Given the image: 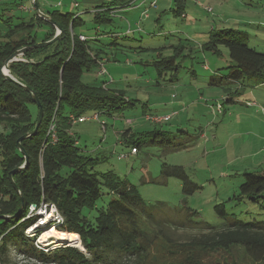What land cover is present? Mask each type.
Wrapping results in <instances>:
<instances>
[{"label":"trees","instance_id":"1","mask_svg":"<svg viewBox=\"0 0 264 264\" xmlns=\"http://www.w3.org/2000/svg\"><path fill=\"white\" fill-rule=\"evenodd\" d=\"M129 1L115 0L97 6L94 22L98 26L112 24L117 8L114 4ZM186 1L174 0L176 14L185 13ZM50 15L63 30L60 38L47 46L26 50L22 57L27 60H14L9 64L11 73L30 86L42 103L44 115L37 129L39 107L23 86L5 77L2 69L18 49L51 39L57 29L36 13L34 17L20 19L9 13L0 22V264H31L27 259L42 264H143L145 257L151 255V246L158 244V234L163 233L162 229L149 230L146 224L183 226L187 223H201L208 230L179 243L186 251L181 259L161 264H204L196 251L234 248H242L249 259L264 264V220L243 221L230 215L226 201L214 206L222 219L218 225L157 217L147 210L137 186L122 181L113 171L96 170L100 160L82 153L72 132L73 117L88 115L91 110L111 115L127 106L130 98L124 90L107 87L106 81H83L86 72L101 67L104 60L114 57L112 50L123 49L124 44L112 32L107 38L92 39L78 32L76 28L85 23L80 14L55 10ZM129 30L132 29L128 28L127 32ZM237 32L240 35L233 29L219 30L202 46L215 52L220 51L221 45L229 49L230 71L221 81L211 80L216 86L226 81V84L236 83L239 89L252 79L264 83V51L251 46L240 31ZM82 36L85 38L81 39ZM174 47L177 54L154 62L160 75L169 70L177 74L179 70L181 63L177 56L184 47ZM229 100L232 99L227 97L226 101ZM169 133L164 129L138 132L129 127L121 133L120 139L132 144V151L138 153L154 135L158 136L153 141L155 144H169ZM26 134L29 135L21 141L25 154L19 149L18 140ZM21 166L25 168L13 174L16 190L9 175ZM243 175L245 181L239 192L228 201L245 198L256 201L264 195V174L245 171ZM171 177L183 182L185 195L194 194L200 187L191 180L183 165H164L161 179L156 181L166 182ZM103 187L115 197L98 207ZM34 205L36 209L44 205L49 209L55 207L62 216L58 230L78 234L82 250L69 245L46 251L41 247L43 243L41 246L36 243L43 229L38 227L35 232H26L41 218L30 212ZM140 213L144 214V219ZM195 213L198 212L189 210L187 215ZM13 250L17 257H23L20 261L12 257Z\"/></svg>","mask_w":264,"mask_h":264},{"label":"rangeland","instance_id":"2","mask_svg":"<svg viewBox=\"0 0 264 264\" xmlns=\"http://www.w3.org/2000/svg\"><path fill=\"white\" fill-rule=\"evenodd\" d=\"M156 1L157 7H151L152 0H139V8L132 4L115 6L113 25L100 26L99 30L94 17L82 15L85 23L76 28L78 32L88 37L107 38L106 35L114 27L119 32L116 37L124 44L123 49L112 50L113 55L117 53L116 60L110 56L101 67L86 72L83 81H106L105 86L124 90L130 101L114 114L91 110L86 116L99 113V117L75 123L72 132L77 137L78 146L83 154L99 158L97 171H113L122 181L137 186L147 210L157 217H171L176 222L190 220L218 225L222 219L214 206L226 201L230 215L243 221L264 220V195L256 201L246 198L228 201L239 192L240 185L245 181V171L264 174V156L261 153L264 146V112L260 108L264 105V83L250 80L244 85L245 94L242 92L237 96L240 101L227 102L222 97L224 88L235 84L224 81L222 85L212 86L209 82L212 79L221 81V77L230 71L229 49L224 45L220 46L219 52L202 49L213 33L233 29L237 34L240 31L244 37L241 38L251 46L264 51V0H187L183 15L173 10L174 0ZM72 10L81 12L82 8ZM9 13L19 19L37 15L33 0H0V22ZM128 28L132 30L127 32ZM122 32H126L127 36ZM179 45L184 47V51L177 56L181 63L177 74L169 70L160 75L154 62L163 56L177 54L174 46ZM19 59L27 60L22 55ZM246 99L256 103L246 105ZM218 103L222 105L221 109L217 108ZM176 110L168 114L171 120L158 121L167 116V112ZM129 127L138 132L167 130L170 132V143L155 144L153 141L158 136L154 135L146 146L135 153L132 144L120 139V131ZM247 129H253L254 134L248 135ZM164 165H183L191 180L200 186L199 189L192 195H185L183 182L178 178L156 181L161 179ZM107 190L103 187L104 194L98 201V207L114 199L115 196ZM189 210L198 213L187 215ZM32 211L41 218L36 226L26 230L27 234L35 232L38 227L43 231L48 227L59 229L57 226L62 224V216L55 207L49 209L44 205L36 209L34 205ZM139 216L144 219V214ZM200 224H146L149 230L158 232L157 229H162L163 233L158 234V244L151 246V255L145 257L143 264L181 259L186 251L179 243L208 230ZM40 237L36 243L38 241L40 246L43 243L41 247L46 251L75 246L71 241L62 242L55 237L42 242ZM196 255H200L204 264H262L249 259L242 248L196 251ZM12 257L19 261L23 258L17 257L15 250ZM27 261L42 264L35 259Z\"/></svg>","mask_w":264,"mask_h":264},{"label":"crops","instance_id":"3","mask_svg":"<svg viewBox=\"0 0 264 264\" xmlns=\"http://www.w3.org/2000/svg\"><path fill=\"white\" fill-rule=\"evenodd\" d=\"M38 1L40 3V7H41L42 11H44L46 13H49V14L51 12L55 11V10H61V11L66 10V11L74 12L76 14H80L81 16L83 14H88L91 17L94 16L95 11L98 9L97 6L104 5V4H111V3L115 2V0H38ZM122 4H127V5L132 4V6H135L136 8H139V6H140L139 0H131L129 2H122L120 4H114V6L122 5ZM61 8H63V9H61ZM73 8L74 9L75 8H82V11L81 12L80 11L79 12H75V11L72 10ZM113 23H114V21H113ZM113 23H112V25H113ZM99 29H100V26H98L97 30H99ZM102 30H103V28L100 31H97V32L99 33ZM111 32L115 33V34L119 33L118 31L114 30V27H113V31H111ZM123 34H125V37L127 36L126 32H124ZM97 37H90V38H97ZM116 59H117V53H116V55H114V60H116ZM194 72H195V70H194ZM215 82H218V81H215ZM209 84L212 85V86H216L215 84H212V81H210ZM243 89H244V86H242V87H240L238 89V85L236 83H235V85H231V84L227 85L224 88V94L222 95V97L224 99H226L227 97L231 98L232 100H229V102H231V103L238 102L240 100H238L239 98H237V96H238V94H241L242 92H244ZM242 94H245V92L242 93ZM246 100H247V102H254V104L256 103L255 101H252V100H249V99H246ZM246 105H248V104H246ZM177 111L178 110L171 111V113L167 112L165 115L173 114V113H175ZM247 118H248V116H247ZM171 119H169V120H171ZM124 130L120 131L119 134L121 135V133ZM245 131L247 132L248 135H250V134L253 135L254 134V130L253 129H247ZM201 135L204 136V133H202ZM261 149H263V147H261ZM261 153L264 156V151L263 150H262Z\"/></svg>","mask_w":264,"mask_h":264},{"label":"water","instance_id":"4","mask_svg":"<svg viewBox=\"0 0 264 264\" xmlns=\"http://www.w3.org/2000/svg\"><path fill=\"white\" fill-rule=\"evenodd\" d=\"M33 5H34V8L37 12V15L44 18L45 20H47L48 22H50L51 24H53L56 28H57V31L55 33V35L49 39V40H46V41H41V42H38L37 44L33 45V46H24L20 49H18L16 52H14L12 54V56L10 58H8L5 63H4V66H3V73L5 75L6 78H8L9 80H12L14 82H16L17 84L21 85L24 87V89L30 93V95L32 96L33 100L35 101V103L37 104V106L39 107V116H38V120H37V124H36V129L38 128V126L40 125L41 121H42V118H43V115H44V109H43V106H42V103L39 99V97L37 96V94L34 92V90L28 86V85H25L23 84L22 82H20L16 76H14L11 71H10V68H9V64L14 61V60H17L18 57L22 54H24V52L32 47H43V46H47L51 43H53L54 41H56L57 39L60 38L63 30L61 28V26L52 18V16L49 14V13H46L44 11H42L41 7H40V3L38 0H33ZM30 134V133H29ZM29 134H26L24 136H22L19 140H18V147L19 149L26 154V151L24 150V147L22 146L21 144V141L22 139H24L25 137H27ZM28 159V158H27ZM25 168V166H21L15 170H13L12 172H10V179L12 181V183L14 184V187L16 188V190H18V186L13 178V174L17 171H20L21 169ZM22 197V196H21ZM2 218H5L7 216H1ZM45 230V229H44Z\"/></svg>","mask_w":264,"mask_h":264},{"label":"bare ground","instance_id":"5","mask_svg":"<svg viewBox=\"0 0 264 264\" xmlns=\"http://www.w3.org/2000/svg\"><path fill=\"white\" fill-rule=\"evenodd\" d=\"M84 38L85 37H83V36L81 37V39H84ZM97 114H99V113H97ZM42 232L43 233L41 234V237H40V241H42V242L48 241L51 238L55 237V239H57L58 241H62V242L71 241L75 246H78V247L82 245L79 235L75 234V233H68V232H65L63 230H58V229L56 230L53 227H48L46 230H44Z\"/></svg>","mask_w":264,"mask_h":264},{"label":"built area","instance_id":"6","mask_svg":"<svg viewBox=\"0 0 264 264\" xmlns=\"http://www.w3.org/2000/svg\"><path fill=\"white\" fill-rule=\"evenodd\" d=\"M151 7H157V1L156 0H152V2H151ZM148 16V13H146V17ZM247 104H249V105H252V104H254V102H247ZM217 108L218 109H221L222 108V105L220 104V103H218L217 104ZM260 108H261V110L264 112V105H260ZM90 117H93V118H98L99 117V115L96 113V114H94L93 116H80V117H73V121L75 122V123H77V122H80V121H87L88 119H90ZM170 118V115H167V116H164V117H161L160 118V120H158V121H161V120H167V119H169ZM104 125L103 126H105V124H106V122L105 121H103L102 122ZM52 127H54V126H52ZM263 151H264V146H263Z\"/></svg>","mask_w":264,"mask_h":264}]
</instances>
